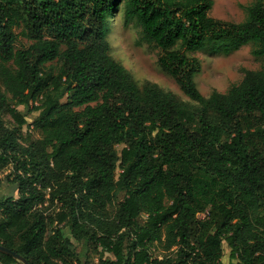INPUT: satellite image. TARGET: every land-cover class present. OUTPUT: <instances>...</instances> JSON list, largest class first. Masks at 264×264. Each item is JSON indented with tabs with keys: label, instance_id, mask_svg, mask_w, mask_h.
Returning <instances> with one entry per match:
<instances>
[{
	"label": "trees",
	"instance_id": "trees-1",
	"mask_svg": "<svg viewBox=\"0 0 264 264\" xmlns=\"http://www.w3.org/2000/svg\"><path fill=\"white\" fill-rule=\"evenodd\" d=\"M121 3L188 101L138 85L109 54ZM212 4L0 0V107L14 123L0 118V184L17 192L0 198V244L29 264H80L83 240L96 264H224L223 245L227 264H264V64L205 97L187 53L252 43L264 59V0L240 22L211 17ZM157 244L173 253L153 255Z\"/></svg>",
	"mask_w": 264,
	"mask_h": 264
},
{
	"label": "rangeland",
	"instance_id": "rangeland-1",
	"mask_svg": "<svg viewBox=\"0 0 264 264\" xmlns=\"http://www.w3.org/2000/svg\"><path fill=\"white\" fill-rule=\"evenodd\" d=\"M252 1L213 0L209 15L217 19L240 22L245 18V7L250 5ZM122 11L123 6L121 3L115 10L117 16L110 23L111 31L108 34L109 54L130 72L132 78L138 85H142L145 81H150L164 90L171 91L180 100L188 101V98L180 91L173 78L163 72L158 66L159 49L147 44L141 39L140 27L136 22H123ZM14 31L17 34L15 48H21L23 45L29 43L27 39L18 35L19 28H15ZM253 47L254 44L248 43L227 54L210 52L208 50L187 52L188 55L195 56L200 60L201 69L194 77L200 93L205 97L214 90L224 93L230 85L241 81L244 69H261L264 64V59L259 56H254L251 53ZM16 108L21 112H26L21 105H17ZM35 114V112L28 113L27 120L30 121V118ZM0 118L6 126H13L12 119L1 107ZM25 131H28L34 138L38 137L37 133L31 127L23 128L22 132L24 133ZM120 147V145L117 146V149L119 150ZM8 196L15 198L17 196L16 188L10 181H3L0 184V198ZM121 198L122 194H119L118 199ZM45 204L46 209L44 214L52 216L57 211L58 203ZM52 226H49V232H51ZM64 233L66 236H69L66 228L64 229ZM98 250L94 249L87 240L79 242L77 244V256L80 264H96ZM152 253L153 255H162L164 253H173V251L171 249L169 251L164 250L161 245L157 244L153 246ZM228 253V248L226 245H223L221 261L224 264L228 263ZM104 257L113 258L110 253H104Z\"/></svg>",
	"mask_w": 264,
	"mask_h": 264
},
{
	"label": "water",
	"instance_id": "water-1",
	"mask_svg": "<svg viewBox=\"0 0 264 264\" xmlns=\"http://www.w3.org/2000/svg\"><path fill=\"white\" fill-rule=\"evenodd\" d=\"M0 253L6 254V255L14 258L20 264H29L27 262V260L23 256L19 255L15 250H12V249H10V248L2 245V244H0Z\"/></svg>",
	"mask_w": 264,
	"mask_h": 264
}]
</instances>
